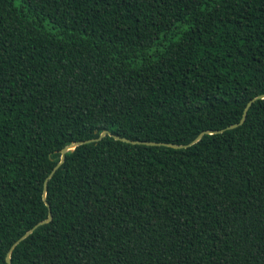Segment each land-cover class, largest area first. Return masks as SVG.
Here are the masks:
<instances>
[{"label":"trees","instance_id":"obj_1","mask_svg":"<svg viewBox=\"0 0 264 264\" xmlns=\"http://www.w3.org/2000/svg\"><path fill=\"white\" fill-rule=\"evenodd\" d=\"M261 94L264 0H0V264H264Z\"/></svg>","mask_w":264,"mask_h":264},{"label":"water","instance_id":"obj_2","mask_svg":"<svg viewBox=\"0 0 264 264\" xmlns=\"http://www.w3.org/2000/svg\"><path fill=\"white\" fill-rule=\"evenodd\" d=\"M257 99H264V94H261L257 97L252 98L246 105L243 116L241 118V120L238 123L232 124L230 126L227 127V129H232L237 127L238 125L242 124L247 116L248 110L250 108V106L252 105V103L257 100ZM225 129H220V130H206L201 132L192 142L188 143V144H175V143H168V142H155V141H148V140H132L126 137H121L118 135H115L111 132H109L108 130H104L98 137L96 138H91V139H87V140H82V141H74L71 144L65 146L62 151H61V158L60 161L55 165V167L53 168V170L51 171V173L48 175V177L46 178L45 182H44V193H43V197L44 199H46V193H47V183L49 181L50 178H52V176L54 175V173L61 167V165L65 162L66 160V153L67 151L76 148L77 146L84 144V143H89V142H97L100 141L101 139H103L106 135H111L114 136L116 139L128 142V143H132V144H145V145H165V146H171L174 148H184V147H188L194 143H196L197 141H199L202 136L205 133H217V132H222ZM46 204L49 207V214L48 217L40 222H38L33 228H31L29 231H27L22 237H20L11 247V249L9 250L8 254H7V262L8 264H13L12 263V258H11V254L13 249L16 247V245L23 240L25 237H27L28 235H30L38 226L48 223L52 220L53 218V214L51 211V206L50 204L46 201Z\"/></svg>","mask_w":264,"mask_h":264}]
</instances>
